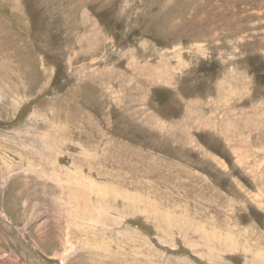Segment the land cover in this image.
Masks as SVG:
<instances>
[{"label": "rangeland", "instance_id": "1", "mask_svg": "<svg viewBox=\"0 0 264 264\" xmlns=\"http://www.w3.org/2000/svg\"><path fill=\"white\" fill-rule=\"evenodd\" d=\"M0 145V264H264V0H0Z\"/></svg>", "mask_w": 264, "mask_h": 264}, {"label": "bare ground", "instance_id": "2", "mask_svg": "<svg viewBox=\"0 0 264 264\" xmlns=\"http://www.w3.org/2000/svg\"><path fill=\"white\" fill-rule=\"evenodd\" d=\"M1 146V145H0ZM105 148V147H104ZM24 169V168H23ZM104 193V192H103ZM102 192H100V191H98V193H97V199H98V206H106V205H108V204H106L107 203V201H105V198H106V195H104ZM138 194V193H137ZM126 195V194H125ZM129 195V194H128ZM111 197V196H110ZM123 198V197H122ZM107 199V198H106ZM117 200H119V199H117ZM123 200V199H122ZM123 201H125V200H123ZM126 202V201H125ZM128 202V201H127ZM120 203H121V201H120ZM122 204V203H121ZM113 205V204H112ZM124 205V204H123ZM108 207H111V206H108ZM115 207V206H114ZM128 207H129V205H128ZM127 208V207H126ZM132 208V207H131ZM134 209V208H133ZM113 210H115V209H113ZM125 209L123 208L122 209V213H123V211H124ZM135 210V209H134ZM118 211V210H117ZM120 211V210H119ZM131 211V210H130ZM144 212V211H143ZM131 213V212H130ZM118 214V213H117ZM128 216V215H127ZM92 220V219H91ZM104 223V222H103ZM172 227V226H171ZM174 244V243H173Z\"/></svg>", "mask_w": 264, "mask_h": 264}]
</instances>
